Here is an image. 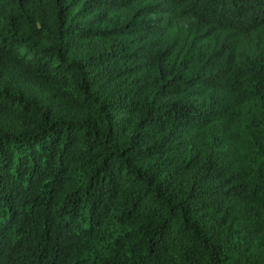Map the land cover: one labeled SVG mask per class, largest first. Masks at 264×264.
I'll return each mask as SVG.
<instances>
[{
    "label": "trees",
    "instance_id": "16d2710c",
    "mask_svg": "<svg viewBox=\"0 0 264 264\" xmlns=\"http://www.w3.org/2000/svg\"><path fill=\"white\" fill-rule=\"evenodd\" d=\"M0 264H264V0H0Z\"/></svg>",
    "mask_w": 264,
    "mask_h": 264
}]
</instances>
